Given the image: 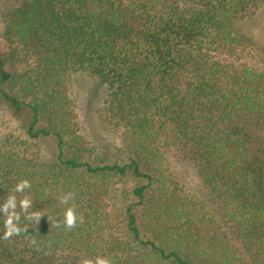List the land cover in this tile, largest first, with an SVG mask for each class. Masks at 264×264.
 Wrapping results in <instances>:
<instances>
[{
  "label": "trees",
  "instance_id": "obj_1",
  "mask_svg": "<svg viewBox=\"0 0 264 264\" xmlns=\"http://www.w3.org/2000/svg\"><path fill=\"white\" fill-rule=\"evenodd\" d=\"M12 1L35 94L7 91L0 54V110H28L0 127V204L14 195L26 229L3 239L0 208V264H264V0ZM73 69L109 87L100 115L124 160L92 156L77 131Z\"/></svg>",
  "mask_w": 264,
  "mask_h": 264
},
{
  "label": "rangeland",
  "instance_id": "obj_2",
  "mask_svg": "<svg viewBox=\"0 0 264 264\" xmlns=\"http://www.w3.org/2000/svg\"><path fill=\"white\" fill-rule=\"evenodd\" d=\"M20 2L12 0H0V54L7 58L6 67L13 73L12 81L5 85L7 91L17 97L24 96L27 99L32 98L35 90L32 87L23 89L21 86L26 77L28 68L33 63L30 55L26 54L24 47L19 39L21 25L13 22L12 16L18 8ZM23 53V57L20 54ZM30 71V70H28ZM30 73V72H29ZM32 77V76H31ZM34 77V75H33ZM64 102L68 104L69 111L72 113V119L78 126V132L81 134L90 148L99 150L92 156H106L110 158L125 159L122 150L123 137L121 132L116 129L113 120H105L100 115L105 110V103L109 99L110 89L108 86L98 83L86 72L67 70L63 76ZM0 109H3L0 107ZM0 127H8L14 130L21 128L26 118L28 110L24 114L10 116V110H0ZM46 124L44 119L39 121V125ZM15 134V133H14ZM48 145L50 142H47ZM46 143L41 146L46 148L44 151L47 156H51L50 147ZM103 182L115 183L112 177H105ZM117 184H115L116 186ZM131 186L129 180H122L117 185L118 192L124 196ZM127 196V195H126ZM252 255V254H251ZM241 262L242 257L238 258Z\"/></svg>",
  "mask_w": 264,
  "mask_h": 264
},
{
  "label": "clouds",
  "instance_id": "obj_3",
  "mask_svg": "<svg viewBox=\"0 0 264 264\" xmlns=\"http://www.w3.org/2000/svg\"><path fill=\"white\" fill-rule=\"evenodd\" d=\"M28 187H30L29 182L27 180H21L15 185V192H21L23 189H26ZM70 198V194L64 195L61 198V203L67 204ZM30 206L31 201L27 197L20 199L19 207L22 211H27ZM16 207L17 200L14 195H9L6 201L0 204V208L3 209L4 215L3 226L5 230L2 236L3 239H8L13 235H18L22 230L26 231V229H22L17 223L20 219V216L19 213L15 211ZM40 215L41 214H36V218L38 219ZM64 222L67 228L75 226L77 222V217L72 207H68L65 210ZM85 264H93V262L85 261ZM95 264H110V262L102 257H97V259L95 260Z\"/></svg>",
  "mask_w": 264,
  "mask_h": 264
}]
</instances>
